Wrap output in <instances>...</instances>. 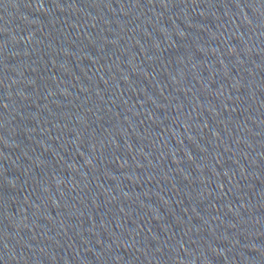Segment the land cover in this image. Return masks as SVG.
Returning <instances> with one entry per match:
<instances>
[{
  "label": "water",
  "instance_id": "95a60500",
  "mask_svg": "<svg viewBox=\"0 0 264 264\" xmlns=\"http://www.w3.org/2000/svg\"><path fill=\"white\" fill-rule=\"evenodd\" d=\"M264 216V0H0V264H194Z\"/></svg>",
  "mask_w": 264,
  "mask_h": 264
}]
</instances>
